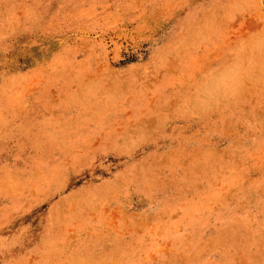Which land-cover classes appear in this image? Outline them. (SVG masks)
<instances>
[{
	"label": "rangeland",
	"instance_id": "obj_1",
	"mask_svg": "<svg viewBox=\"0 0 264 264\" xmlns=\"http://www.w3.org/2000/svg\"><path fill=\"white\" fill-rule=\"evenodd\" d=\"M0 264H264V0H0Z\"/></svg>",
	"mask_w": 264,
	"mask_h": 264
}]
</instances>
